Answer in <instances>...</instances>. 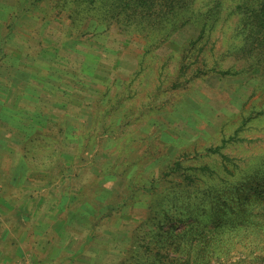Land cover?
I'll list each match as a JSON object with an SVG mask.
<instances>
[{
  "label": "rangeland",
  "instance_id": "374dc122",
  "mask_svg": "<svg viewBox=\"0 0 264 264\" xmlns=\"http://www.w3.org/2000/svg\"><path fill=\"white\" fill-rule=\"evenodd\" d=\"M237 1L199 35L0 0V264H264V226L229 212L264 155ZM195 223L217 239L204 259L199 237L173 248Z\"/></svg>",
  "mask_w": 264,
  "mask_h": 264
},
{
  "label": "trees",
  "instance_id": "16d2710c",
  "mask_svg": "<svg viewBox=\"0 0 264 264\" xmlns=\"http://www.w3.org/2000/svg\"><path fill=\"white\" fill-rule=\"evenodd\" d=\"M65 1L61 0V3L65 4ZM73 1L83 7L85 11L95 8V5L100 3L107 13L106 20L112 22L114 19L121 27L133 25L137 28L146 20L154 24H165L173 32L178 30L181 24L197 20V24H200L199 35H204L205 30L208 31L207 21H215L219 18L221 12L219 7L223 5V0H207L204 4L208 7L204 11L195 12L197 16H193L191 11L195 9L191 8V6H194V2L197 0ZM235 9H240L241 23L244 25L241 29L243 40L237 46V55L241 57L251 55V68H255V73L261 79L260 81L264 82V0H238L235 4ZM155 28L158 29V27ZM224 142L225 140L222 141V143ZM218 149L219 147H214L211 150ZM237 183H239V186L236 190L241 192L240 197L236 202H232L231 200L233 199L228 201L231 203L229 212L238 216L239 223L244 222L247 225L264 226V155L250 164L248 170H244ZM227 210L225 209L226 213ZM204 232H206L204 227L195 223L193 232H186L185 235L182 234L177 239L175 238L173 248H178V244H176V240L180 243L178 238H188V245L190 246L194 237H199L198 243H200V247L195 249V257L197 259L206 258L207 246H213V242H216L215 240L217 239ZM263 246L264 243H262Z\"/></svg>",
  "mask_w": 264,
  "mask_h": 264
},
{
  "label": "crops",
  "instance_id": "0c3cea01",
  "mask_svg": "<svg viewBox=\"0 0 264 264\" xmlns=\"http://www.w3.org/2000/svg\"><path fill=\"white\" fill-rule=\"evenodd\" d=\"M10 245V244H9ZM19 262V261H18Z\"/></svg>",
  "mask_w": 264,
  "mask_h": 264
}]
</instances>
